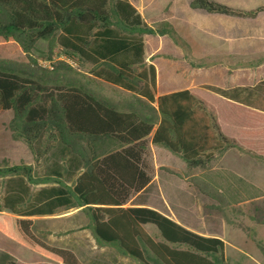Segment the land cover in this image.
Masks as SVG:
<instances>
[{
  "label": "trees",
  "instance_id": "obj_1",
  "mask_svg": "<svg viewBox=\"0 0 264 264\" xmlns=\"http://www.w3.org/2000/svg\"><path fill=\"white\" fill-rule=\"evenodd\" d=\"M190 6L241 17L264 11V5L246 10L216 0H192ZM146 33L185 45L168 21L148 24L130 0H0V36L16 42L31 65L24 71L0 61V108L12 110V136L24 140L36 158L53 146L45 142L55 141L67 159V167L59 158L53 161L50 172L59 179L37 189L31 164L0 162L5 179L0 231L13 240L57 262L83 264L73 251L39 238L31 218L82 207L89 210L97 238L118 244L145 264H151L145 247L157 264H226L225 241L219 236L195 232L155 208L126 204L152 180L146 161L150 141L180 155L189 169H203L225 205L259 196L255 185L226 169L212 171L209 163L216 151L235 146L264 156V78L231 89L206 86L251 107L244 112L233 104L236 112L223 114L244 137L236 140L223 133L214 108L190 89L156 95V66L146 63ZM54 38L66 57L92 63L95 76L139 93L156 104L160 116L120 109L97 96L64 71L76 72L69 63H58L53 74L41 68L32 51L38 41ZM136 65L142 69L136 71ZM78 171L72 186L63 182L65 174ZM194 183L206 192L203 184ZM148 223L157 226L162 239L146 230Z\"/></svg>",
  "mask_w": 264,
  "mask_h": 264
},
{
  "label": "rangeland",
  "instance_id": "obj_2",
  "mask_svg": "<svg viewBox=\"0 0 264 264\" xmlns=\"http://www.w3.org/2000/svg\"><path fill=\"white\" fill-rule=\"evenodd\" d=\"M178 22L181 24L178 25L180 29L177 30L179 32L183 27V23ZM184 26L186 27V25ZM145 39L147 45L146 63L151 62V53L157 51V49H159L158 56L173 52L174 45L168 36L157 37L146 33ZM32 53L38 61L39 66L43 69H48L52 74L56 71L55 66L60 62L73 65L76 69L75 73L68 72L66 69L64 71L76 76L86 88L97 96L108 99L120 109L136 110L142 115L153 119H157L160 116L156 109V104L149 102L147 98L141 96L139 93L126 90L95 76L93 73L95 66L92 63L83 61L77 56H73L72 58L66 57L64 50L57 43V38H54L52 42L47 40L38 41ZM162 59L161 57L157 58L159 66L163 65L159 61ZM0 61H7L13 64L14 67L24 71H30L31 69L29 60L19 45L12 40H5L2 37H0ZM140 69H142V65L135 66L136 71ZM201 95L211 104L220 107L221 100L218 97L210 96L206 93H202ZM12 115V110L0 108V162L6 160L8 164H31L34 174L38 179V183L33 185L34 189L54 184L55 180L59 178L50 172L53 161L61 159V164L67 167V159L59 154V145L55 141L45 142L46 145L52 144L53 146L46 154L36 158V155L24 140L13 138L8 126ZM223 128L226 134L238 135L236 129L232 126L223 125ZM233 148H236L235 152L226 157H223L224 152H217L215 160L211 161L209 166L211 168L231 167L238 173L244 174L249 180L251 179L260 184L264 189V156L241 147L235 146ZM158 158V169L161 174L170 172L168 167L172 168V172H186L185 160L178 154L170 155L167 158L161 156ZM146 161L151 167L152 174H154V156L149 146ZM194 172L192 171L187 174V179L190 181L188 187L183 183H166L162 179L161 182H156L147 187L141 194L137 196H134L136 193L132 194L126 205L142 202L150 194L153 197L163 194L173 204H196L201 211L202 217L200 220L202 221L203 228L206 230L208 228L212 232L224 233L225 230L221 232L222 223H224V228L227 230L224 233L227 241L225 246L226 264H264V210L261 209V205L264 206V197L243 204L240 208L225 205L221 201V194L210 186H203L206 190L204 193L213 197L214 200L206 196L201 197L198 191L200 189L195 187L192 182L193 178H195L193 177ZM78 174L79 171L75 175L65 174L62 180L67 185L72 186ZM4 180V178L0 177V201L4 194ZM71 210L75 209L60 208L54 217H35L34 232L37 235L46 232L47 236L52 235L54 237L55 242L59 241L60 246H72L73 249L71 251L76 254L83 264H145L140 259L130 255L118 244L107 243L97 238L89 210L82 208L71 214L67 213ZM188 219L196 226L199 224V220L191 214ZM205 220L207 225H203V221ZM144 227L155 239H161L160 231L155 224L148 223ZM222 238L224 239V237ZM176 246L187 247L183 244H176ZM145 248V254L149 257V263L157 264L153 260L155 258L154 254L147 247ZM1 262L2 257L0 254V264Z\"/></svg>",
  "mask_w": 264,
  "mask_h": 264
},
{
  "label": "crops",
  "instance_id": "obj_3",
  "mask_svg": "<svg viewBox=\"0 0 264 264\" xmlns=\"http://www.w3.org/2000/svg\"><path fill=\"white\" fill-rule=\"evenodd\" d=\"M191 1L192 0H130V2L141 12L148 24L157 25L163 20L168 21L185 43V45H178L168 35L151 34L157 37L168 36L172 40L175 48H173L172 53H166V55L158 56L159 49L151 53L152 59L150 63H153L156 66L157 72L156 95L180 89H190L201 96L214 108L217 113L221 130L225 135L235 138L236 140L242 139L244 137L241 136L239 127L226 121L223 114L225 111L236 112L233 104L238 105L240 110L244 112H246L245 110L247 108L251 109V107L242 102L226 98L210 90L206 86L213 85L224 89H231L236 86L253 85L264 78V11L258 13L255 17H241L225 13L207 12L206 10L200 8H192L190 6ZM216 1L246 10L253 9L259 5H264V0ZM178 21L183 23V27L181 30H179V32L177 29H180L178 25L181 24H179ZM184 25H186V27ZM155 41H157V39H155ZM166 45L169 46L167 43ZM159 57L163 58L162 60H159L162 62L163 67L158 65L157 58ZM162 72H164V74H162ZM205 90L211 91L212 93L206 92ZM200 93H206L210 96L218 97L221 100L220 107H216L215 105L211 104ZM223 125L230 127L232 126L236 129L238 135L226 134L224 132ZM149 147L151 148L152 155L154 156L155 173L152 174V180L147 185V187H150L156 182H161L162 179L166 183H183L188 187L190 181L187 179V174L191 173L192 171H195L193 173V177H195L193 179L195 181H192L195 187L197 186L194 182H199L200 184H203V186L211 187L212 184L210 183V180L203 176V169H189L186 162L184 161L183 162L186 167V172H172V168L168 167L170 172L161 174L158 169V157L161 156L167 158L170 155L176 153H173L163 145L153 144L151 141L149 143ZM235 150L236 148H229L222 151L224 152L223 157L235 152ZM217 152L218 151L214 153V158L211 161L215 160ZM209 169L212 171L221 169L232 171L237 176L243 178L246 182L255 185L261 190V194L259 196L244 199L236 204H231L230 206H234V208H240V206L243 204L256 201L264 197V189L260 184L252 181L251 179L249 180L244 174L238 173L233 168L209 167ZM143 190L137 192L134 196L141 194ZM198 191L200 192L201 197L206 196L211 200H214L213 197L205 194L202 190ZM132 205L149 206L155 208L178 221L182 225L200 234L219 236L220 238L224 237V239H222L225 241L226 246L227 241L224 233L227 230L224 228V223H222L221 229V232L225 230L224 233L222 232L223 234L217 233V231H209L208 228L207 230L203 228L202 221L200 220L202 217L200 213L201 211L199 206L196 204H173L163 194H158L156 197H153L150 194L148 197L144 198L142 202L135 204L133 203ZM74 209L75 210H71L67 213L71 214L72 212L82 209V207H75ZM261 209L264 210V206L261 205ZM57 211L54 214L35 215L31 216V218L34 222L35 217H54L57 215ZM4 212L10 214L7 211ZM190 214L199 220V224L197 226L188 219ZM203 223V225H207L206 220L203 221ZM37 236L50 245L67 248L70 250L73 249L72 246H60V242H55L54 237L52 235L47 236L46 232H42ZM0 254L2 257L1 264H9L10 261H14L15 264H64L62 262L52 260L41 253L30 249L26 245L13 240L2 231H0Z\"/></svg>",
  "mask_w": 264,
  "mask_h": 264
}]
</instances>
